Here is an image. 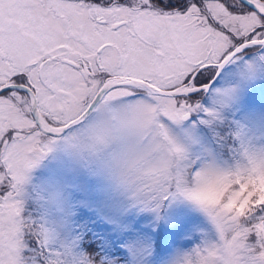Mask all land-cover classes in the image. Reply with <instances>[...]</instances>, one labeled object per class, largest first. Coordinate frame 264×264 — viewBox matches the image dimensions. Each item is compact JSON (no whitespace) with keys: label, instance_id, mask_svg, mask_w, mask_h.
Listing matches in <instances>:
<instances>
[{"label":"snow or ice","instance_id":"snow-or-ice-1","mask_svg":"<svg viewBox=\"0 0 264 264\" xmlns=\"http://www.w3.org/2000/svg\"><path fill=\"white\" fill-rule=\"evenodd\" d=\"M261 50L264 0H0V264L63 258L18 198L52 137L129 98L182 121L225 64ZM246 223L264 231V201Z\"/></svg>","mask_w":264,"mask_h":264},{"label":"rangeland","instance_id":"rangeland-1","mask_svg":"<svg viewBox=\"0 0 264 264\" xmlns=\"http://www.w3.org/2000/svg\"><path fill=\"white\" fill-rule=\"evenodd\" d=\"M262 57L264 50L252 51L227 63L186 119L160 118L191 167L230 164L241 147L264 146ZM51 141L26 173L21 216L72 264H168L178 250L216 240L208 218L182 198L168 195L146 208L84 167L63 136Z\"/></svg>","mask_w":264,"mask_h":264},{"label":"clouds","instance_id":"clouds-1","mask_svg":"<svg viewBox=\"0 0 264 264\" xmlns=\"http://www.w3.org/2000/svg\"><path fill=\"white\" fill-rule=\"evenodd\" d=\"M62 135L71 155L133 202L151 207L163 188L208 218L216 240L178 250L168 264H264V231L246 223L253 203L264 201V146L241 147L230 164L193 168L149 108L131 98ZM52 264L72 262L54 254Z\"/></svg>","mask_w":264,"mask_h":264},{"label":"trees","instance_id":"trees-1","mask_svg":"<svg viewBox=\"0 0 264 264\" xmlns=\"http://www.w3.org/2000/svg\"><path fill=\"white\" fill-rule=\"evenodd\" d=\"M238 120L240 121L239 118H238ZM230 122H231V121H230ZM35 223H36L35 225L37 226V225H38L37 221H35ZM42 223H43V222H41L39 225H42ZM46 231H47V229L43 230L42 232H43V233H46ZM159 236H160V235H159ZM155 240L157 241L158 238H156ZM46 243H47L48 247L51 249V246H52V245H50L51 243H50V240H49V239H48V241H47ZM52 248H53V247H52ZM166 249H167V248H166Z\"/></svg>","mask_w":264,"mask_h":264},{"label":"water","instance_id":"water-1","mask_svg":"<svg viewBox=\"0 0 264 264\" xmlns=\"http://www.w3.org/2000/svg\"><path fill=\"white\" fill-rule=\"evenodd\" d=\"M224 67V66H223ZM222 69V68H221ZM221 69L219 70V72H218V74L211 80V82H210V86L212 85V83L216 80V78L218 77V75H219V73H220V71H221ZM209 86V87H210ZM208 87V88H209Z\"/></svg>","mask_w":264,"mask_h":264},{"label":"flooded vegetation","instance_id":"flooded-vegetation-1","mask_svg":"<svg viewBox=\"0 0 264 264\" xmlns=\"http://www.w3.org/2000/svg\"><path fill=\"white\" fill-rule=\"evenodd\" d=\"M61 136H63V135H60V136H54L55 138H58V137H61ZM32 169V168H31Z\"/></svg>","mask_w":264,"mask_h":264}]
</instances>
